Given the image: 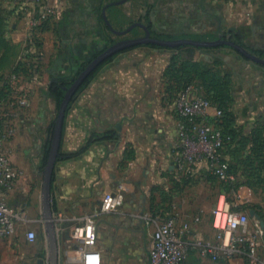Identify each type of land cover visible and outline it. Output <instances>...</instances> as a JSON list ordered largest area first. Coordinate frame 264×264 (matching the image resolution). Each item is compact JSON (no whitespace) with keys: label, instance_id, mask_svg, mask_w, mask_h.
<instances>
[{"label":"rangeland","instance_id":"374dc122","mask_svg":"<svg viewBox=\"0 0 264 264\" xmlns=\"http://www.w3.org/2000/svg\"><path fill=\"white\" fill-rule=\"evenodd\" d=\"M114 1H124V7L120 9L121 13L116 10L110 15L123 20L121 22L118 18V23L115 26L111 24V29L104 18V10ZM254 1L259 3V8L249 7L241 0H88L96 19L95 26L84 33L73 20L47 26L43 24L30 32L26 10L30 7L28 2L0 0V97L15 100L19 160L23 166L32 167L31 171L37 175L41 190V194H30L13 202L12 208L19 219L15 221L13 231L1 240L0 264H48L49 240L44 218L43 180L61 104L56 96L50 94L52 80L76 81L92 61L114 44L144 37L146 32L142 27H136L125 36L115 33L126 31L137 23L155 28L157 33L154 36L161 38L193 39L194 35H204L207 41L231 39L264 59V0ZM127 2L134 9L130 7V15L125 17L123 13ZM106 16L109 19L107 11ZM46 29L53 35L48 39V45L51 43L49 46H53V49L48 51L43 37ZM81 40L86 42L82 43ZM149 46L152 45L136 48L152 49ZM171 51H175L178 63H199L207 69L215 67L216 63L221 65L224 76L229 77L230 81L234 79L231 90L237 101L250 96L256 100L255 108L244 107L241 116L246 117L252 112L264 115V65L244 57L229 46L204 51L196 48L192 52ZM236 82H240V86ZM70 111L66 112L62 146L68 140L70 142ZM223 159L232 165H235L234 160H238L228 150L224 152ZM223 188L224 184L216 176L205 171L193 176L183 190L175 192L173 205L191 231L202 232L203 229L207 235H201L210 237L215 211L224 194ZM256 192L262 193L264 190L259 186ZM53 201L51 198L53 215L59 214ZM228 202L233 211H254L255 216L250 217L249 226L257 232L264 231V217L260 208L256 207L258 205L238 207L236 196L232 193L228 196ZM196 218L199 224L195 222ZM99 219L98 216L95 218L96 221ZM77 226L66 224V234L72 243L68 242L65 249L59 247V264H144L145 259L149 260L146 247L129 250L106 248L101 233H97L98 241L94 248L87 251L78 240L75 232ZM255 255L264 257L262 251L255 250Z\"/></svg>","mask_w":264,"mask_h":264},{"label":"crops","instance_id":"0c3cea01","mask_svg":"<svg viewBox=\"0 0 264 264\" xmlns=\"http://www.w3.org/2000/svg\"><path fill=\"white\" fill-rule=\"evenodd\" d=\"M242 1L252 8L257 9L260 6L252 0ZM52 3L58 9V14L46 22L45 26L73 20L84 33L95 26L96 18L88 0H51L49 6ZM129 3H125V17L130 15V7L134 9ZM31 6L30 4L29 8ZM114 7L121 13L120 9L124 4ZM110 8L107 9L108 20L115 26L119 17L110 15ZM119 19L122 22L123 19ZM51 34L47 29L43 33L47 51L53 49V46H49L51 43L48 45V39L53 38ZM138 48L115 55L73 97L69 105L70 142L68 140L66 145H61L52 183L53 203L59 211V214L54 215L59 226L58 251L59 247L65 249V246L72 243L66 234L67 222L81 225L89 218L100 225L97 226V233H101L106 248L129 250L146 247L149 257L152 235L157 227L151 220L154 214L152 207L163 205L162 195L169 193L166 190L168 186L173 189L169 172L178 135L173 93L167 83V70L175 58V51ZM231 80L233 86L234 79ZM236 83L240 86V82ZM254 102L256 100L252 96L238 101L235 96L232 97L237 127L245 135L264 126V115L260 116V113L258 115L257 112H252L246 117L241 116L244 107L255 108ZM210 114L215 117L216 109H212ZM19 147L17 138V162L29 175L31 190L28 193H11L7 199L10 207L16 199L30 194H41L37 175L31 171L32 167L23 166L19 160ZM70 151L72 157L68 158ZM234 162L238 182L242 185L236 194L237 206L258 205L256 207L260 208V213L264 216V192H256V188L250 186L257 183L256 178L249 174L248 170L251 169L245 165L243 167L240 161ZM119 186L124 188L123 206L103 213L100 210L103 196L106 193H115ZM172 195L174 199L175 192ZM250 211L252 210L247 212ZM97 216L100 217L98 221L95 220ZM181 223L184 224V221L181 220ZM211 230L210 237L201 235H207L203 229L202 232L190 231V239H194L193 235H196V240L221 248L223 237L215 228ZM251 230L256 233L254 229ZM257 241V252L264 253V231L258 235ZM221 256L223 255L213 260L212 257H202L197 249H193L187 264H251L245 253L237 258ZM257 260V264H264V257H257ZM144 264H151L150 258L148 261L145 259Z\"/></svg>","mask_w":264,"mask_h":264},{"label":"built area","instance_id":"2783aa9c","mask_svg":"<svg viewBox=\"0 0 264 264\" xmlns=\"http://www.w3.org/2000/svg\"><path fill=\"white\" fill-rule=\"evenodd\" d=\"M26 1L29 6L32 5V8L26 9L30 32L58 14L55 4L49 6L51 0ZM173 105L178 138L169 172L172 188L176 181L195 176L203 170L225 184L235 183L236 177L229 172V164L223 159L225 137L215 125V120L222 117V112L194 86L180 93ZM214 108L216 115L212 117L210 111ZM17 133L15 100L10 97L0 99V240L13 231L15 221L19 219V215L8 204L9 195L17 191L28 193L31 190L29 175L17 162ZM166 190L172 191L169 186ZM124 201V188L119 186L115 193H106L103 196L101 211H115L123 206ZM249 213L233 211L228 195H221L214 218V228L224 240L221 248L196 240V235L191 240L190 227L181 223V215L175 206L168 212L161 210L154 213L151 220L157 227L149 248L150 263L187 264L191 250L197 249L202 257H212L213 260L218 259L221 254V257L237 258L245 253L251 264H257V237L263 232L254 233L251 230ZM195 222L199 223V219L196 218ZM75 232L85 250H92L97 244V226L92 219L87 218L84 224L75 228Z\"/></svg>","mask_w":264,"mask_h":264},{"label":"trees","instance_id":"16d2710c","mask_svg":"<svg viewBox=\"0 0 264 264\" xmlns=\"http://www.w3.org/2000/svg\"><path fill=\"white\" fill-rule=\"evenodd\" d=\"M112 2L108 4L110 12H115L116 5ZM113 6V7H112ZM193 39L198 41H207L204 35H194ZM163 39H180L173 36H164ZM150 48L164 49L161 47L149 46ZM204 51L208 48H197L192 46H182L175 50L192 52L194 49ZM171 50V49H168ZM173 50V49H172ZM115 57V56H114ZM113 59H107L97 70H95L85 84L79 89L75 96L84 89V87L90 82L95 74L107 63L111 62ZM215 67L207 69L205 65L199 63H191L183 61L178 63L176 57L173 59L171 65L167 70V83L173 93V102L177 96L184 92L187 88L194 86L201 91L205 98L209 99L214 107L222 112V117L215 120L216 127L221 130L223 136L225 137V147L222 150V154L227 150L233 153L235 159L248 167L251 170L249 174L256 178V182L251 187L259 186L264 189V126L255 128L250 134H243L242 131L237 127L235 113L232 109V97L233 93L231 90V82L229 77L224 76L222 66L218 63L214 64ZM85 70V69H84ZM83 70V71H84ZM75 80L67 81L65 79L58 80L57 83L52 84L50 88V94L57 97L60 103L63 101L67 90L73 85ZM5 97H0L4 99ZM230 149V150H229ZM71 158L72 155H67ZM237 160V161H238ZM229 164V172L236 177L235 183H223V193L230 196L232 194H237L238 190L241 188V184L238 182V173L236 166ZM235 161V160H234ZM235 163V162H234ZM207 172V171H206ZM193 176H187L176 181L171 192L162 195L163 205L152 207L153 213L163 210L168 212L171 210L173 205V192L181 191L184 189L186 184L189 183ZM253 206H250L251 208ZM264 217V216H263Z\"/></svg>","mask_w":264,"mask_h":264},{"label":"water","instance_id":"95a60500","mask_svg":"<svg viewBox=\"0 0 264 264\" xmlns=\"http://www.w3.org/2000/svg\"><path fill=\"white\" fill-rule=\"evenodd\" d=\"M124 1L115 2L113 5L123 4ZM109 6L105 7L104 10V18L107 24L113 29L111 23L107 19L106 11ZM136 27L144 28L146 34L144 37L136 38V39H127L120 41L102 54H100L92 63L80 74L77 80L73 83V85L67 90V93L60 104L56 124L54 137L52 141V145L48 154L45 170H44V180H43V201H44V218L46 223V231L48 234L49 240V264H58L59 261V251H58V243H57V222L55 221L53 212L51 210V198H52V183L54 177V171L56 167L57 160L59 158V152L62 143L63 136V128L65 123L66 112L69 108V105L75 96V94L79 91V89L85 84L91 74L97 70L107 59L114 57L115 55L128 51L130 49L142 46V45H152L156 47H161L164 49H177L182 46H192L197 48H216V47H224L229 46L236 49L239 53H241L244 57L264 65V59L260 58L257 55L249 52L243 46L235 43L231 39H219L216 41H198L195 39L189 38H180V39H162L151 36V30L147 26L137 23L131 26L126 31H115V33L119 36H125L126 34L133 31ZM114 31V30H113ZM152 31H157L153 28ZM56 79L52 80L55 82ZM57 81V80H56ZM251 217L255 216L254 211H250ZM264 227V223H263Z\"/></svg>","mask_w":264,"mask_h":264},{"label":"flooded vegetation","instance_id":"af4514ba","mask_svg":"<svg viewBox=\"0 0 264 264\" xmlns=\"http://www.w3.org/2000/svg\"><path fill=\"white\" fill-rule=\"evenodd\" d=\"M150 30H151V36L152 37H157V36H154L157 32H155V31H152L153 30V28H150ZM132 32V31H131ZM157 38H161V37H157ZM163 39V38H162ZM58 81H55V82H53V84H55V83H57Z\"/></svg>","mask_w":264,"mask_h":264}]
</instances>
